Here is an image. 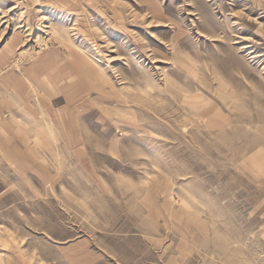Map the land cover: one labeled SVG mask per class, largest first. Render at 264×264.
<instances>
[{
  "label": "rangeland",
  "instance_id": "obj_1",
  "mask_svg": "<svg viewBox=\"0 0 264 264\" xmlns=\"http://www.w3.org/2000/svg\"><path fill=\"white\" fill-rule=\"evenodd\" d=\"M0 264H264V0H0Z\"/></svg>",
  "mask_w": 264,
  "mask_h": 264
}]
</instances>
